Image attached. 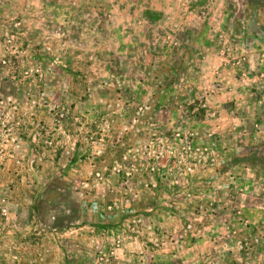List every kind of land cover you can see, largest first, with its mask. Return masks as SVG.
Segmentation results:
<instances>
[{"label":"rangeland","instance_id":"obj_1","mask_svg":"<svg viewBox=\"0 0 264 264\" xmlns=\"http://www.w3.org/2000/svg\"><path fill=\"white\" fill-rule=\"evenodd\" d=\"M0 264H264V0H0Z\"/></svg>","mask_w":264,"mask_h":264}]
</instances>
